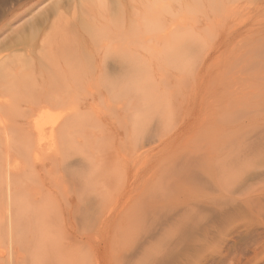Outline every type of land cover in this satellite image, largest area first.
<instances>
[{
    "label": "rangeland",
    "instance_id": "374dc122",
    "mask_svg": "<svg viewBox=\"0 0 264 264\" xmlns=\"http://www.w3.org/2000/svg\"><path fill=\"white\" fill-rule=\"evenodd\" d=\"M72 1L0 0V62L26 57V47L13 46L44 17L79 22ZM186 1L185 40L171 56L164 47L170 41L160 38L157 48L140 50L142 86L132 82L134 95L110 73L112 86L86 87L91 96L76 103L70 142L60 151L34 157L0 145L2 169L16 163L18 172L25 170L21 187L10 183L44 208L36 216L42 224L37 247L29 243L36 234L31 218L9 230L0 216V264H264V0ZM106 2L109 15L124 7L115 19L148 3ZM176 2L170 1L175 11ZM64 114L43 109L40 117L49 128ZM48 128L47 143L56 140Z\"/></svg>",
    "mask_w": 264,
    "mask_h": 264
},
{
    "label": "bare ground",
    "instance_id": "6f19581e",
    "mask_svg": "<svg viewBox=\"0 0 264 264\" xmlns=\"http://www.w3.org/2000/svg\"><path fill=\"white\" fill-rule=\"evenodd\" d=\"M59 1L60 0H58V2L56 4L60 3ZM108 1L114 2V0H108ZM145 1L148 3H147V5L145 4L146 6L144 5L143 7H141L142 9H140L138 7L135 10H131L130 13H127L128 14L127 16L124 15L125 17L121 16L120 19H115L116 12H117V15L120 14L119 11L124 9V7L122 9H119V10L116 8L117 11L115 10L116 12H111L109 15L107 13L108 11L105 10L106 9L105 4L108 3V2H106V0H89V2L87 0H73L72 3L78 5V8L76 9L77 16L75 13H74V15H75V17H78V15H79L78 18L81 17L78 20L79 22H77L76 21L77 19L75 20V18H74V21H73L74 23H70L68 21H65V19H64V23H63V21H62V23H60L59 20L57 21V19H56V21H50L49 19L43 20L44 18H46V17H44L42 19V21H40L39 23H35V24L30 25L27 29L29 31V35L28 36L23 35V36L19 37V39H18L19 41L17 42L18 44H15V46H13V44H12V46L15 49L18 47H21V48L26 47L27 48L26 57H25V55H23V57L21 55L22 59L19 56V59H18V57L12 58V59H14L13 62H8V63H7V61L0 62V113H2V115H0V145H7L9 147H13L15 149L22 150L26 154L27 153L32 154L34 157H36L37 155H39L41 152H43L46 149H50V151L54 150V152L60 151L59 147L62 148V146L65 143L70 142L69 141L70 136H69L68 132L70 131V128L74 127V125H75V124H73V123H75L74 118H75L76 113H78L76 106H75L76 103L79 100L83 101L85 98H88L89 96H91V94L90 95L88 94L89 90L87 89L88 92L86 91V87L89 88V85L92 83L94 84V86H95V83H100L102 85L104 84V86H105V84H108V87H109V85L112 86V84L110 83L111 80L112 79L115 80L116 78H120V80L121 79L123 80V81L121 80V82H123V83H121V85L123 84V90L125 89L126 91H128L130 88L133 89L132 82L136 81V79H137L136 82L141 85V82H142V79L140 80L141 75H139L136 72L138 69H140L139 66L141 67V65H142V64H139L140 63L139 60L141 59V56H142L140 54V50L144 49V47L148 49L151 47L152 48L155 47L156 44L160 45V42H159L160 39L163 41V44L166 41H170V42H168V44H164L165 45L164 47H167L166 50L168 49V51H165V52H167V54H168V52H170L169 56H171V53H174L177 50V48L175 46L176 43L179 40H183L184 36L186 34L185 25L187 24L186 22L188 21L187 20V14L189 13L190 4H188V2L186 0H176L179 5H178V9H176V11H175L174 9L171 8L172 5L170 4V1H172V0H145ZM177 2H176V4H177ZM196 2H198V0ZM200 2H201V0H200ZM228 2H229V0H228ZM234 3H235V1H234ZM114 4H116V3H114ZM139 5H140V3H139ZM55 6H57V5H55ZM122 6H119V7H122ZM198 6H200V5H198ZM227 7H228V4H227ZM220 8H221L220 10L223 9L221 6H220ZM56 9H54V12L57 11L59 8L57 10ZM225 9H223V12ZM112 10H113V8H112ZM124 10H122V12ZM74 11H75V9H74ZM227 11H229V10H227ZM54 12L52 13L51 17H54L53 16V15H55ZM60 13L61 12H59V16L61 17ZM48 16L50 17L49 14L47 15V17ZM231 17H233V16H231ZM66 19H68V18H66ZM187 31H189V29ZM158 38H160V39L158 40ZM33 40H34V42L36 41V43H34ZM30 41L34 44L32 50H28L29 48L27 47V44ZM39 41H40V43H38ZM154 42H156V44ZM145 43H147V44L145 45ZM153 43H154V45H152ZM189 43H190V41H189ZM184 46H186V45H184ZM29 47H31V46H29ZM157 47L158 46H156L155 48H157ZM181 47H182V45H180V51L178 50L179 54L181 52ZM155 48H154V50L156 51ZM154 50H153V52H154ZM145 52L148 53L149 49L146 50ZM156 52H158V53H155V55L159 54V51H156ZM165 52H164V54H165ZM231 52H232V50H231ZM182 53H183V51H182ZM198 53L201 54V52H198ZM164 54H163V57H164ZM188 55H189V53H188ZM166 56L167 55L165 54V57ZM172 56H174V54ZM194 58H195V56H194ZM258 58H257V60H258ZM19 60L21 62L23 61L22 64H21V62H19ZM143 60H144V58H143ZM15 61H17V63L19 62L20 66L19 65L16 66ZM146 61H144V62H146ZM261 62H262V60H261ZM141 63H143V62H141ZM12 65H13V67H12ZM27 65H28V67H27ZM259 65H261V64H259ZM263 65H264V63H263ZM146 70H147V68H146ZM126 72H128L129 75H130V72H133L134 76L132 75L130 77ZM110 73L112 74V76H114V78L110 79L112 77V76H110ZM123 73H124V76L127 75V76H129V78L123 79L124 78L122 76ZM137 74L139 77H137ZM259 76H258V79H259ZM259 81H260V79H259ZM112 82H113V80H112ZM115 82L116 81H114V83ZM136 82H134V84ZM144 82H146V79ZM144 82H143V84H144ZM118 83H120L119 80H118ZM118 83H117V85H118ZM139 84H138V86H139ZM115 85H116V83H115ZM104 86H102V87H104ZM113 86H114V84H113ZM79 87H85L84 88L85 92L82 90L83 93H80ZM90 87H91V85H90ZM135 87H136V85H135ZM257 87H259V86L257 85ZM120 88H122V86ZM143 88H145V87H143ZM135 90H137V87L135 88ZM145 90H146V88H145ZM147 90H149V88H147ZM139 91H141V93H142L143 90H139ZM128 92L132 93L133 91L129 90ZM128 92H127V94H128ZM90 93H92V92H90ZM131 93H130V95H132ZM134 93L135 92H133V95H134ZM136 94H137V92H136ZM144 94L146 95V93H144ZM155 95H156V93H155ZM134 97H136V96H134ZM134 97H133V99H135ZM152 97L155 98V96H153V94H152ZM130 98L131 97H129V99ZM137 98H139L138 94H137ZM153 100H152V102H153ZM123 101H125V100H123ZM123 101H121V104H123ZM149 101H151V100H149ZM132 102L134 103V100ZM137 103L139 105H141L139 102H137ZM158 103H159V101H158ZM121 104H118V105H121ZM133 105H135V104H133ZM133 105H132V107H133ZM150 105H153V104H150ZM157 105L154 104V107ZM234 105H236V104H234ZM57 108L58 109L61 108L64 110V112H65L64 118L61 120H59V119L51 120L49 123V128L43 126L44 123L42 122V119L40 117V112L43 109L44 110L50 109V111H51V109H57ZM145 110H146V108H145ZM234 110H236V108H234ZM238 110H239V108H238ZM252 110H255V109H252ZM134 111L137 114V111L136 110H134ZM134 111L132 110V112H134ZM159 111H161V109H159ZM239 112H241V111L239 110ZM250 112H252V111H250ZM130 114H131V112H130ZM155 114H156V112H155ZM162 114H163V108H162ZM153 116H154V114H153ZM146 118L148 119V117H145V119ZM45 119L46 118H44V120ZM145 119H144V121H145ZM131 122H132V120H131ZM122 124H123V122H122ZM167 124H168V122H167ZM220 124H221V122H220ZM133 125L135 126V123ZM165 125H166V123L163 125L164 128H165ZM47 128L49 129V130H47V132H49V131L54 132V134H55L54 137L56 139L55 141H53L54 138L52 139V142H49V143L43 141V136L45 133L44 131ZM131 129H133L132 126H131ZM140 130H141V128H140ZM133 131H134V129H133ZM47 132H46V134H47ZM138 132H140V131H138ZM160 133H163V131H160ZM160 133L158 135H160ZM256 136H257V134H256ZM254 138H256V137H254ZM247 139L248 138H246V141H247ZM251 139L249 137V140H251ZM262 139L264 140V138H262ZM58 141H59V143H57ZM170 141H172V140H170ZM69 145H70V143H69ZM205 147H206V145H205ZM207 147H209V146H207ZM67 148H68V146H67ZM185 148L187 149L186 146H185ZM65 151H66V149H65ZM30 154H29V156H30ZM191 157H192V154L190 156V159H192ZM245 157H244V159H245ZM186 160L187 159H184L185 162H186ZM1 164H3V163L0 162V165ZM88 164H90V162H88ZM192 164H193V162H192ZM179 165H181V164H179ZM13 166L14 167H12V168L5 167V169L4 168L2 169V165H1V168H0L1 169L0 173H2L0 175V185L1 186L3 185V187H0L1 188L0 192H2V194H0V203H1L0 207H1V209L3 208V210H4V212L2 210V214H0V216L2 217V221L4 222L5 225H7L9 230L19 229L21 222L23 220H28L31 218L33 220V223L31 225L28 224V226H30V227L32 226L33 228L31 227V230L36 231V234H34V236L31 239H29V243L31 245H33L34 247H37L38 245H37L36 235H37V232H41L40 229H41L42 224L40 225L41 222L37 221L36 216H40L39 213H41L44 210V208L41 209V207H40V209L42 211L37 209V208H39L38 207V205L40 204L39 202H41L40 199L37 201L39 204L34 205V200H33V202H31V200H29L30 198L26 197V194H28V192H27L28 190H26V188H25L26 192L21 191L22 189L20 190V192H18V189H20V187L22 185V184L20 185V183L25 181V180L23 181V177L25 175L24 174L25 170H23V172H18V165L15 163V164H13ZM188 167H190V166H188ZM14 168H17V169H14ZM178 170H179V168H178ZM9 174H10V176H9ZM134 174H133V176H134ZM248 174H250V173H248ZM178 176H177V178H178ZM249 177L251 178V175ZM14 178H16V179L20 178V180L17 179L15 181ZM21 179H22V182H21ZM27 179H28V177L26 178V180ZM9 180L12 182L18 181V184L20 185V187L19 188H16L18 186L14 187V185H12V182L10 183ZM7 181H9L10 186H9V183ZM177 181H179V180H177ZM262 181H263V179H262ZM5 183H6V185L4 186ZM11 185L13 186V188H11L12 187ZM203 186L204 185H202V188H203ZM207 186H206V188L209 190L212 187L211 186L209 188ZM186 187H189V186H186ZM12 189H14L15 191H12ZM198 189H199V187H198ZM201 189H199V190L201 191ZM21 192L23 194L22 197L25 196L26 199L28 198V203L24 202V200H22V197H19L22 194L18 196V194H20ZM179 192L181 193V191H179ZM186 192H188V191H186ZM29 194H30V192H29ZM198 194H199V191H198ZM39 197L42 198V196H39ZM41 214H42V216L44 215L43 212ZM38 225H39V227H38ZM40 238L42 239L41 233L39 234L38 242H40Z\"/></svg>",
    "mask_w": 264,
    "mask_h": 264
}]
</instances>
